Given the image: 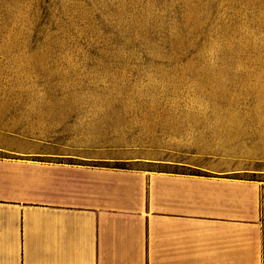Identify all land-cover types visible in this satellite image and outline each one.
Here are the masks:
<instances>
[{
	"label": "rangeland",
	"instance_id": "1",
	"mask_svg": "<svg viewBox=\"0 0 264 264\" xmlns=\"http://www.w3.org/2000/svg\"><path fill=\"white\" fill-rule=\"evenodd\" d=\"M0 136L263 185L264 0H0Z\"/></svg>",
	"mask_w": 264,
	"mask_h": 264
},
{
	"label": "crops",
	"instance_id": "2",
	"mask_svg": "<svg viewBox=\"0 0 264 264\" xmlns=\"http://www.w3.org/2000/svg\"><path fill=\"white\" fill-rule=\"evenodd\" d=\"M118 159L0 136V264H264V184Z\"/></svg>",
	"mask_w": 264,
	"mask_h": 264
},
{
	"label": "trees",
	"instance_id": "3",
	"mask_svg": "<svg viewBox=\"0 0 264 264\" xmlns=\"http://www.w3.org/2000/svg\"><path fill=\"white\" fill-rule=\"evenodd\" d=\"M119 169H126V168H119ZM186 174L197 175V176H201L202 175L200 173H186ZM203 176H207V175H203Z\"/></svg>",
	"mask_w": 264,
	"mask_h": 264
},
{
	"label": "bare ground",
	"instance_id": "4",
	"mask_svg": "<svg viewBox=\"0 0 264 264\" xmlns=\"http://www.w3.org/2000/svg\"><path fill=\"white\" fill-rule=\"evenodd\" d=\"M261 89V88H260Z\"/></svg>",
	"mask_w": 264,
	"mask_h": 264
}]
</instances>
